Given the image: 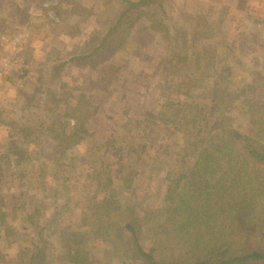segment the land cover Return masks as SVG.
Wrapping results in <instances>:
<instances>
[{"label": "rangeland", "instance_id": "rangeland-1", "mask_svg": "<svg viewBox=\"0 0 264 264\" xmlns=\"http://www.w3.org/2000/svg\"><path fill=\"white\" fill-rule=\"evenodd\" d=\"M59 1L0 0V264H88L87 255L95 264H140V250L154 245L152 228L145 226L138 239L124 228L125 246L116 248L113 239H94L82 218L93 202L108 198L138 215L165 203L172 180L193 167L206 136L185 134L165 116L194 103L202 124L212 122V94L224 75L232 123L248 132L251 108L258 121L264 118V15L255 20L243 0H156L143 9L178 41L169 44L157 32L140 41L144 18L131 26L128 15L115 31L125 42L121 49L108 47L98 66L70 62L53 78V61L85 45L104 9L102 0H73L87 10L70 11L73 4L65 3L58 14ZM213 49L216 67L202 74L195 62ZM23 69L29 74L20 79ZM79 96L89 101L82 128L73 118ZM12 121L31 130L21 147ZM67 121L65 132L81 139L59 145L54 138Z\"/></svg>", "mask_w": 264, "mask_h": 264}, {"label": "trees", "instance_id": "trees-1", "mask_svg": "<svg viewBox=\"0 0 264 264\" xmlns=\"http://www.w3.org/2000/svg\"><path fill=\"white\" fill-rule=\"evenodd\" d=\"M102 1L104 9L96 14L100 28L68 60L53 61L50 71L53 78H57L59 70L70 62L81 67L85 64L98 66L106 59L101 55L108 47L111 52L121 49L125 42L115 31H120L128 21V15L133 18L131 26L144 18L138 30L140 41H145V37L153 38L154 32L163 34V40L169 44L178 41L157 14L143 9L156 0ZM65 3L73 4L70 11H78L79 7L87 10L73 0H60L58 14L60 10H66L63 8ZM185 37L186 34L183 41ZM170 54L178 58L177 54ZM216 59L215 49L203 50L195 62V69L207 74L206 69L216 67ZM182 60L188 62V56H182ZM28 74L29 70L23 69L18 78ZM107 77L111 79L110 75ZM229 81L224 75L219 85L216 83L218 88L212 96L217 110L212 122L202 124L200 107L194 103L175 107L171 115L165 116L175 129L185 134L192 135L199 130L206 133L200 140L193 167L184 178L172 180L165 203L138 215L134 206L123 205L115 198L93 202L90 213L82 218V225L88 226L94 239H113L116 248L124 247V228L131 230L138 239L148 226L153 230L155 242L150 252L140 250V264H264V107L259 109L261 121L257 120L254 108L248 112L253 124L248 132L236 127L224 110L231 103L226 85ZM88 103L87 97L79 96L73 114L76 125L81 128L89 119ZM69 124L63 122L61 131L54 135L59 145L68 146L75 138L81 139L72 131L65 132V126ZM12 128L21 132L22 140H17L21 147L31 130L16 121H12ZM73 243L80 245L78 238H74ZM81 251L82 247L77 246L73 259L78 261ZM89 259L87 255L88 264H95Z\"/></svg>", "mask_w": 264, "mask_h": 264}, {"label": "crops", "instance_id": "crops-1", "mask_svg": "<svg viewBox=\"0 0 264 264\" xmlns=\"http://www.w3.org/2000/svg\"><path fill=\"white\" fill-rule=\"evenodd\" d=\"M243 1L248 6L249 11H250L249 13L251 14V12H253L254 15H257L256 17H254L255 20H259L258 18H260L262 15H264L263 14L264 13V0H243ZM226 12H229V11H223V14L226 15V17H227ZM262 20H263V24L261 21L259 24L260 33L264 32V18H262ZM257 23H259V22H257Z\"/></svg>", "mask_w": 264, "mask_h": 264}]
</instances>
